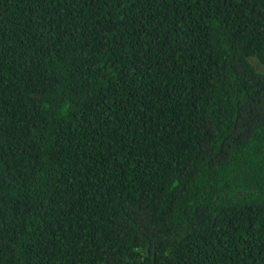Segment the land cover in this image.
<instances>
[{"label": "trees", "instance_id": "trees-1", "mask_svg": "<svg viewBox=\"0 0 264 264\" xmlns=\"http://www.w3.org/2000/svg\"><path fill=\"white\" fill-rule=\"evenodd\" d=\"M264 0H0V264H264Z\"/></svg>", "mask_w": 264, "mask_h": 264}, {"label": "rangeland", "instance_id": "rangeland-1", "mask_svg": "<svg viewBox=\"0 0 264 264\" xmlns=\"http://www.w3.org/2000/svg\"><path fill=\"white\" fill-rule=\"evenodd\" d=\"M252 63L256 68H258L261 71H264V67H262L260 64H258L254 59L252 60Z\"/></svg>", "mask_w": 264, "mask_h": 264}]
</instances>
